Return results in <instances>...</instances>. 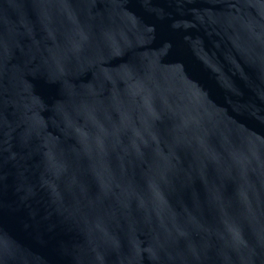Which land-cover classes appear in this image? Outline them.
<instances>
[{
	"label": "water",
	"instance_id": "obj_1",
	"mask_svg": "<svg viewBox=\"0 0 264 264\" xmlns=\"http://www.w3.org/2000/svg\"><path fill=\"white\" fill-rule=\"evenodd\" d=\"M0 264H264V0H0Z\"/></svg>",
	"mask_w": 264,
	"mask_h": 264
}]
</instances>
